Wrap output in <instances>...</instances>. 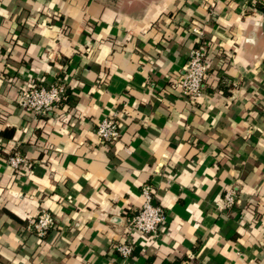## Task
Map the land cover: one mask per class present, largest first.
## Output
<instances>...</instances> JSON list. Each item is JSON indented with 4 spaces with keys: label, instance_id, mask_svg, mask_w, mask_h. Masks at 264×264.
<instances>
[{
    "label": "crops",
    "instance_id": "crops-1",
    "mask_svg": "<svg viewBox=\"0 0 264 264\" xmlns=\"http://www.w3.org/2000/svg\"><path fill=\"white\" fill-rule=\"evenodd\" d=\"M258 3L0 0V264H264ZM193 28L208 68L194 103L175 87ZM31 83L64 85L70 105L25 113L16 91ZM107 115L121 131L110 146L96 134ZM145 184L165 227L122 259L113 248ZM43 209L54 225L39 238L27 226Z\"/></svg>",
    "mask_w": 264,
    "mask_h": 264
},
{
    "label": "built area",
    "instance_id": "built-area-1",
    "mask_svg": "<svg viewBox=\"0 0 264 264\" xmlns=\"http://www.w3.org/2000/svg\"><path fill=\"white\" fill-rule=\"evenodd\" d=\"M262 6L259 12L264 21V0H259ZM197 37L194 46L190 49L183 74L176 80L175 87L181 98L189 102H196L202 94L205 81L208 77L206 66L207 49L201 42L203 32L198 28L191 30ZM66 94V88L60 83L47 85L31 83L16 91V104L25 113L34 116H45L60 107V103ZM96 134L105 146L116 143L121 137L120 126L115 115L103 117L97 125ZM23 162L22 158L13 156L8 158V164L18 169ZM140 195L142 205L128 220L125 227L126 241L114 246V254L122 259L129 258L134 251V236L150 237L156 239L158 233L164 230L166 214L162 206L153 203L154 190L151 185L141 187ZM237 203V191L233 187L228 188L222 197V208L230 209ZM54 225V218L47 210H40L29 222L27 229L35 232L36 236L43 238L49 228Z\"/></svg>",
    "mask_w": 264,
    "mask_h": 264
},
{
    "label": "trees",
    "instance_id": "trees-1",
    "mask_svg": "<svg viewBox=\"0 0 264 264\" xmlns=\"http://www.w3.org/2000/svg\"><path fill=\"white\" fill-rule=\"evenodd\" d=\"M67 103L70 105V103H71V101L69 100V96H68V93H66L65 95H64V97H63V100L61 101V103H60V106L62 107L64 104H66L67 105ZM10 134H12V131H11V133ZM10 136V135H9ZM50 229L51 228H49L48 230H47V232H46V235L48 234V232L50 231ZM33 234H35V232L33 231ZM36 235V234H35ZM45 235V236H46ZM44 236V237H45ZM43 237V238H44ZM163 264H180L179 263V261H175V262H173V263H169V262H164Z\"/></svg>",
    "mask_w": 264,
    "mask_h": 264
}]
</instances>
